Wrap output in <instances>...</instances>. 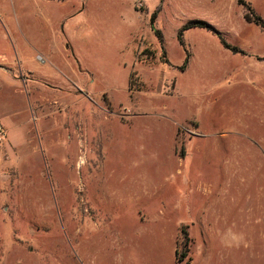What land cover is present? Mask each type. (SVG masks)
I'll list each match as a JSON object with an SVG mask.
<instances>
[{
  "label": "rangeland",
  "instance_id": "1",
  "mask_svg": "<svg viewBox=\"0 0 264 264\" xmlns=\"http://www.w3.org/2000/svg\"><path fill=\"white\" fill-rule=\"evenodd\" d=\"M244 16L238 0H0V264H264V32ZM194 19L243 53L193 28L187 69H162Z\"/></svg>",
  "mask_w": 264,
  "mask_h": 264
},
{
  "label": "trees",
  "instance_id": "2",
  "mask_svg": "<svg viewBox=\"0 0 264 264\" xmlns=\"http://www.w3.org/2000/svg\"><path fill=\"white\" fill-rule=\"evenodd\" d=\"M238 5H241L244 7L245 19L249 22L254 23L256 26H258L264 32V20L258 14H256L254 12L253 8L244 0H238ZM160 7H161L160 4H158L156 6V8L154 9V11L150 14L149 26H150L151 30L154 32V35L158 39L160 45L163 46V36L161 34V31L156 29L155 25H154L155 21H156V17L158 15V12L160 10ZM193 28L206 29L208 31H211L217 35L218 41L224 49H227V50L231 51L232 53H243L242 50H240L237 46L230 44L222 35H220L216 31H214L212 29V27L208 23H206L205 21H201V20H197V19L189 20L180 27V29L178 30L177 35H176V39L179 42V44L182 46L184 53H185L183 63L180 66L181 69H184L187 66V64L189 62V57H190L188 48L186 46V41L183 38V34L185 31H187L189 29H193ZM166 62H167V60H166Z\"/></svg>",
  "mask_w": 264,
  "mask_h": 264
},
{
  "label": "crops",
  "instance_id": "3",
  "mask_svg": "<svg viewBox=\"0 0 264 264\" xmlns=\"http://www.w3.org/2000/svg\"><path fill=\"white\" fill-rule=\"evenodd\" d=\"M148 25H149V23H148ZM180 28H178V29H176V34H175V36L177 35V32H178V30H179ZM186 32V31H185ZM184 32V34H183V38H184V40L186 41V39H185V33ZM149 34H147L148 36H150V34H154V32L151 30V28H150V26H149V32H148ZM152 34V35H153ZM162 34V33H161ZM162 36H163V34H162ZM45 42H47L48 44H46V51L51 47V43H53V41L51 42V40H48V41H45ZM62 43H63V45H64V47H65V49H66V53L68 54V49H67V47H66V44H67V42H64V41H62ZM71 44V43H70ZM147 44V43H146ZM163 44H164V39H163ZM0 45H3L2 44V42L0 43ZM144 45V44H143ZM46 51H45V54H42L41 56L43 57L42 59H41V61H44V57H45V60L46 61H53L54 59L52 58V57H50L49 56V54L48 53H46ZM140 49H138V54L140 53ZM71 52V54H72V51H70ZM189 54H190V56H191V53H190V51H189ZM72 57H73V54L71 55ZM67 57L68 58H70L69 57V54L67 55ZM74 58V57H73ZM184 60V59H183ZM71 61H70V59L68 60V63H70ZM141 62H143V63H145V64H154V63H150L149 61L147 62H145V61H141ZM183 63V62H182ZM182 63L180 64V65H174V64H172V63H170V61L169 60H167V62H166V60H165V62L164 63H161V67H162V69H167V71L168 72H170V70H172V71H174V72H176V74L177 73H179V72H184L185 70L184 69H181L180 68V66L182 65ZM71 64V63H70ZM15 65V63H14V61H12L11 59H8L7 57H5V56H0V69H1V71H7L6 69H4V67H9V69L11 70V69H13V66ZM72 65V64H71ZM187 65H189V64H187ZM154 66H156L155 64H154ZM12 67V68H11ZM188 67V66H187ZM23 71H24V73L26 74V73H28V74H30L31 76H32V78H31V80L32 81H37V82H39V81H47V82H51V83H53V84H61V83H63L64 82V79H61V78H59V79H57V78H55V77H48V76H44V75H42V74H37L36 72H32V71H30V70H28V69H24L23 68ZM9 72H11V71H9ZM131 74H134L135 75V77H139V76H137L136 75V73L135 72H132V73H130L129 75H128V80H127V92H128V90L130 89V76H131ZM69 77L71 78V79H73L72 78V76L70 75V73H69ZM27 78V77H26ZM25 78V76L24 75H22L21 76V79L23 80V82H24V85L27 87V81H28V79H26ZM1 79V78H0ZM30 81V80H29ZM87 83V82H86ZM85 87L87 88V84H85ZM174 91H176L177 90V86L175 85V87H174ZM98 91H108L106 88H101L100 90H98ZM111 97V96H110ZM201 97H197V104L199 103L200 104V102H201V99H200ZM200 99V100H199ZM195 115V113H190L189 115ZM187 118V117H186ZM185 120V119H184ZM1 121V120H0ZM180 121H177L176 123H179Z\"/></svg>",
  "mask_w": 264,
  "mask_h": 264
},
{
  "label": "built area",
  "instance_id": "4",
  "mask_svg": "<svg viewBox=\"0 0 264 264\" xmlns=\"http://www.w3.org/2000/svg\"><path fill=\"white\" fill-rule=\"evenodd\" d=\"M38 58L40 57L38 56ZM5 138H6V132L4 130L3 125L0 123V143H2L5 140Z\"/></svg>",
  "mask_w": 264,
  "mask_h": 264
},
{
  "label": "bare ground",
  "instance_id": "5",
  "mask_svg": "<svg viewBox=\"0 0 264 264\" xmlns=\"http://www.w3.org/2000/svg\"><path fill=\"white\" fill-rule=\"evenodd\" d=\"M81 163V162H80Z\"/></svg>",
  "mask_w": 264,
  "mask_h": 264
}]
</instances>
